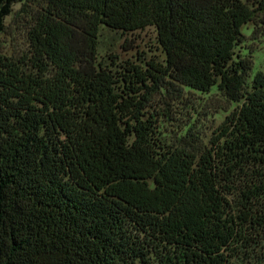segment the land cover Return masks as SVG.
<instances>
[{"label":"trees","instance_id":"trees-1","mask_svg":"<svg viewBox=\"0 0 264 264\" xmlns=\"http://www.w3.org/2000/svg\"><path fill=\"white\" fill-rule=\"evenodd\" d=\"M19 1L37 7L27 53H0V264H264V71L235 51L264 0H0V33ZM102 24L155 26L165 61L98 64ZM214 86L238 105L209 142L162 143L154 99Z\"/></svg>","mask_w":264,"mask_h":264},{"label":"rangeland","instance_id":"rangeland-1","mask_svg":"<svg viewBox=\"0 0 264 264\" xmlns=\"http://www.w3.org/2000/svg\"><path fill=\"white\" fill-rule=\"evenodd\" d=\"M256 7L260 0H243ZM37 7L31 1L16 2L12 12L5 18V29L0 33V53L18 59L29 49V16ZM264 17L257 16L241 27L243 39L235 47L236 55L250 56L253 69L249 81L257 71H264ZM130 60L145 65L154 60L163 63L165 52L157 39L155 26L135 31L114 30L102 24L99 27L97 63L112 71L120 69L123 61ZM167 102V103H166ZM238 105L228 103L217 86L208 92L186 88L181 98L174 100L157 96L147 108L157 125L158 138L166 145H177L182 135L191 128L209 142L217 133L218 126ZM255 250V248H254ZM256 250H258L256 248ZM232 264H248L235 257Z\"/></svg>","mask_w":264,"mask_h":264}]
</instances>
